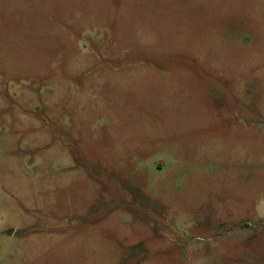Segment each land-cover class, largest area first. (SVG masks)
I'll return each instance as SVG.
<instances>
[{"label":"rangeland","instance_id":"374dc122","mask_svg":"<svg viewBox=\"0 0 264 264\" xmlns=\"http://www.w3.org/2000/svg\"><path fill=\"white\" fill-rule=\"evenodd\" d=\"M0 264H264V0H0Z\"/></svg>","mask_w":264,"mask_h":264}]
</instances>
